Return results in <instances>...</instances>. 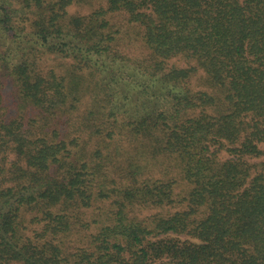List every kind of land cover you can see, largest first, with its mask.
Masks as SVG:
<instances>
[{
    "label": "trees",
    "instance_id": "16d2710c",
    "mask_svg": "<svg viewBox=\"0 0 264 264\" xmlns=\"http://www.w3.org/2000/svg\"><path fill=\"white\" fill-rule=\"evenodd\" d=\"M7 42L23 112L0 119V264H264V0H0Z\"/></svg>",
    "mask_w": 264,
    "mask_h": 264
},
{
    "label": "rangeland",
    "instance_id": "374dc122",
    "mask_svg": "<svg viewBox=\"0 0 264 264\" xmlns=\"http://www.w3.org/2000/svg\"><path fill=\"white\" fill-rule=\"evenodd\" d=\"M98 2L92 3L90 5H74L70 6L68 9V12L70 14H77V15H86L92 12L94 9L99 8ZM106 18L111 22V24L115 25V28H117L118 25L125 24V18L123 14H107ZM122 29L123 36H120L121 39V45L124 46L125 50L129 54H140L143 52V55L146 54V50L144 46L142 45L141 41L137 42H131L129 40L128 34H125L124 28ZM12 44H9L7 42V49L6 46L0 45V52L2 50H11L13 49L11 47ZM40 63L41 69L44 71L46 70H54L56 73L66 75L67 72L73 70L72 67H70L71 62L69 60H63L60 59L57 56H45L41 58V60L38 62ZM1 84L4 86V88H1ZM89 82L85 79V82H83V88L87 87ZM0 96L4 101L8 103V105L3 104L2 100L0 99V119L1 114H6V117H15L14 120L18 119L20 112H23L21 106L19 105V100L17 96L15 95V89L12 83L8 80L3 78L2 74L0 76ZM88 99V94H85V97L83 98L82 104L80 105V108L83 106L84 102ZM30 110V109H28ZM82 112V111H80ZM28 116L31 117L32 114L30 111L28 112ZM171 163H163L158 165L155 168L156 177H165L167 178H176V172L174 171L171 174ZM184 187L178 184V187L176 189L177 191L183 190ZM107 201L104 202H98L92 205V207L86 211H80V216L75 215L73 216L72 221L75 222L74 225L71 226V231L68 234V237L66 241L69 243V246L72 249H75L79 247L83 241H85L90 232H96L97 229L94 228L93 220H99L102 215H106L109 212V209L106 205ZM76 217H80L79 221H75ZM31 215L28 213L25 215V219L22 222L23 226V234L29 236L32 234L33 231L38 230L39 226L35 223L31 222ZM87 226H90V228H86Z\"/></svg>",
    "mask_w": 264,
    "mask_h": 264
}]
</instances>
